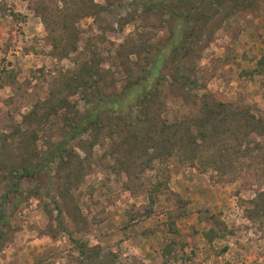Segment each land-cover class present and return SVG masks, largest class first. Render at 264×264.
<instances>
[{"label": "rangeland", "instance_id": "obj_1", "mask_svg": "<svg viewBox=\"0 0 264 264\" xmlns=\"http://www.w3.org/2000/svg\"><path fill=\"white\" fill-rule=\"evenodd\" d=\"M134 1L0 0V195L96 92L141 80L167 15ZM236 2L195 43L190 30L178 63L192 84L162 65L138 111L124 98L135 119L106 109L18 179L0 264H264V0ZM71 237L92 250L79 256Z\"/></svg>", "mask_w": 264, "mask_h": 264}, {"label": "trees", "instance_id": "obj_2", "mask_svg": "<svg viewBox=\"0 0 264 264\" xmlns=\"http://www.w3.org/2000/svg\"><path fill=\"white\" fill-rule=\"evenodd\" d=\"M225 1V0H224ZM234 5L237 4L236 0H230ZM136 4L145 5V7L152 11L153 8L160 9L162 14L167 15L166 23L168 27V35L157 52L151 54L147 59L146 64H148L146 70L140 81H133L132 84L128 85L127 89L123 91V94H116L114 97H103L99 92H96V97L89 100V104L86 106V111L82 114L77 115L76 117H68L71 121L66 122V119L63 122L66 130L64 136L56 141L50 142L45 151L39 152L37 154L38 159L33 163L29 168L34 167L35 172L45 171L48 167V163L53 161L56 158H62L68 142L72 139H78L81 135L85 134L90 125L95 124L100 117V113L108 110H116L117 112L127 113L130 116V111H125L123 109V100L128 95L133 93L136 94L135 106L137 111L140 108L141 103L146 100L148 95H153L154 92L149 90V85L152 82L158 83L162 75L159 73L160 68L163 65H168L170 68L171 76L179 80L182 86H187L186 84H192L187 75L183 72L182 68L178 63V55L184 57L190 50L186 45V40L190 36L191 41L195 43L194 37L199 36L210 19L211 11H215L217 6H220L223 3V0H141V2L134 1ZM239 3V2H238ZM233 5V6H234ZM146 9V10H147ZM196 26V29L192 32L191 29ZM182 50V53L179 54V50ZM90 75V74H89ZM138 94L140 95L138 98ZM207 105V102H203V106ZM216 105L222 106L223 104L217 103ZM205 106V112L213 113L215 111L213 108H208ZM251 119H254V116L249 115ZM132 118L135 119L136 116L132 115ZM258 121V118L254 119ZM130 121V120H129ZM133 121V120H132ZM248 122V121H246ZM260 123V122H259ZM202 126L204 123L201 124ZM168 128V127H167ZM35 172H31L26 168L22 167V171L16 177V181L10 184V189L6 190L2 195H0V222L2 221V204L3 201L7 198V193L15 192L18 190V179L25 175H34ZM56 216V224L60 227L62 231H65V228L62 225L61 220ZM73 244L74 250L79 256H86V252L92 250L91 247L87 246L85 240L69 238Z\"/></svg>", "mask_w": 264, "mask_h": 264}, {"label": "crops", "instance_id": "obj_3", "mask_svg": "<svg viewBox=\"0 0 264 264\" xmlns=\"http://www.w3.org/2000/svg\"><path fill=\"white\" fill-rule=\"evenodd\" d=\"M254 76V75H253ZM244 78V77H243ZM255 81V79H251L249 80L248 78H246L244 81H243V87H245L246 89H249L250 87V84H252L253 82ZM245 89V90H246Z\"/></svg>", "mask_w": 264, "mask_h": 264}]
</instances>
